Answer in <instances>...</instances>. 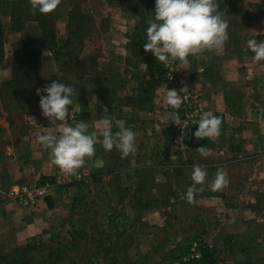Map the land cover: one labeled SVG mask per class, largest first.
I'll return each mask as SVG.
<instances>
[{"label":"crops","instance_id":"0c3cea01","mask_svg":"<svg viewBox=\"0 0 264 264\" xmlns=\"http://www.w3.org/2000/svg\"><path fill=\"white\" fill-rule=\"evenodd\" d=\"M82 1L62 0L61 6L77 4L92 22L93 11L83 10ZM105 2L107 11L93 18L97 23L108 18L100 46H95L88 29L80 33L81 41L73 45L79 61L76 69L66 64L65 57L57 59L54 48H45L33 83L11 98L3 86L13 81V53L40 37L41 31L34 20L25 21L18 30L10 29L9 16L2 20L0 252L10 254L46 231L68 236L69 225L75 223L71 225L76 231L77 223L83 221L76 214L87 215L82 200L89 198L88 209L105 215L100 232L106 253L111 251L116 257L111 261L107 255L103 264H175L180 255L176 247L197 241L215 248L221 264H264V63H254V54L244 50L249 39L264 40V13L256 14L250 8L264 0H217L229 23L226 45L199 58L189 56V64L173 62L179 70L180 87L200 97L201 114L208 111L221 117V133L215 140L178 133L169 115L175 110L164 99L169 87L146 91L151 72L135 59L127 63L129 38L137 25L153 20L151 10L139 9L137 0ZM240 5L242 13L237 12ZM62 18V26L57 20L53 25L57 47L69 38L67 14ZM95 52L102 63L95 60ZM52 81L80 92L72 97L69 124L87 122L92 125L89 131H96L102 140V120L122 119L137 134L135 154L122 159L116 149L108 152L97 143L95 155L78 177L62 173L52 163L50 152L37 142L41 134L60 131L59 124L51 125L42 116L36 95L37 88ZM201 146L211 153L207 158L197 151ZM194 162L205 166L208 181L190 204L181 197L193 183ZM217 168L228 173L230 183L214 192L209 184ZM53 177L79 185L51 189L34 209L22 208L8 196L14 185L35 186ZM90 244L96 254L98 244ZM97 254L104 256L105 252Z\"/></svg>","mask_w":264,"mask_h":264},{"label":"clouds","instance_id":"9594fccd","mask_svg":"<svg viewBox=\"0 0 264 264\" xmlns=\"http://www.w3.org/2000/svg\"><path fill=\"white\" fill-rule=\"evenodd\" d=\"M29 3L33 14L38 11L48 15L57 10L62 0H29ZM228 28L229 23L219 11L217 0H155L154 20L149 22L143 47L145 52H151L166 68L176 61L189 64V56L199 58L204 52L222 49L229 40ZM244 50H250L254 54V63L264 61V40L257 42L256 39H249ZM181 92L188 90L185 87ZM180 93L176 89L167 88L164 97L167 105L175 110L169 115L177 126L180 120L177 110L186 99ZM36 95L40 98L42 116L47 118L51 125L59 124L60 127L59 134H41L37 137V142L50 152L52 163L62 173L78 177L80 169L95 155L97 143H101L103 149L108 152L116 149L122 159L137 151V134L127 127L122 119L105 117L102 120V140H98L96 131H89L92 127L89 123L79 121L74 126L68 123L69 106L73 104L72 97L77 95L75 87L52 81L43 88H37ZM197 125L198 128L193 133L197 140H215L220 136L222 119L212 112L205 111ZM113 128L116 130L113 131ZM197 151L202 158L211 154L204 146L197 148ZM192 169L193 183L181 197L190 204L194 202L195 196L203 191V186L208 181V172L204 165L194 162ZM229 183L228 173L223 168H217L209 187L214 192L223 191L229 187Z\"/></svg>","mask_w":264,"mask_h":264},{"label":"trees","instance_id":"16d2710c","mask_svg":"<svg viewBox=\"0 0 264 264\" xmlns=\"http://www.w3.org/2000/svg\"><path fill=\"white\" fill-rule=\"evenodd\" d=\"M19 1V0H18ZM139 4V9H150L152 12V17L154 20L155 14V0H147L142 3V0H137ZM29 3V0H21L20 2L14 3L11 6V10L6 13V4L0 0V62L3 58V44L5 37V28L2 21V16H9L10 19V29L18 30L20 29L25 21L34 20L38 23V27L41 31V36L37 37L29 42L24 43L19 50L13 53L12 58V75L13 81L4 84V88L12 87H24L30 83H33L36 75L37 63L41 57V53L45 48H54L55 57L58 59L60 56L65 57L64 61H68L72 64L73 69L79 67V61L77 60L76 48L73 47L74 44L81 41V34L83 31L87 30V25L89 24L90 18L85 15L78 8L77 4L72 3L71 9L67 12L68 21V40L64 43L62 47H57L55 43L54 35V21L56 18L57 10L51 14L43 15L38 11L33 14L30 3L25 10L20 9V4ZM141 6V7H140ZM258 11H263L264 13V2L259 4H254ZM58 9V8H57ZM149 24L143 22L137 25L135 32L130 36L128 47L130 50L131 57L127 59V63L131 59H135L136 62H142L151 74L145 82L146 91H151L154 88L162 86L172 87L173 85L165 78V66L157 61L152 53L145 54L144 43H146V30ZM134 65V64H133ZM213 68V65L210 64ZM154 73L156 75H154ZM213 73V72H211ZM84 90H82L83 92ZM145 91V92H146ZM73 185H79L78 183H67L61 187H70ZM60 187V186H59ZM34 239L33 241H35ZM198 249L200 252V257L195 260H190L188 262H183L181 259L184 255L189 252L190 246H177L176 251L180 255L175 259L178 264H218L217 250L211 248L201 241H197ZM36 248V243H27L19 248H16L10 254L0 253V264H31L30 257L32 252Z\"/></svg>","mask_w":264,"mask_h":264},{"label":"rangeland","instance_id":"374dc122","mask_svg":"<svg viewBox=\"0 0 264 264\" xmlns=\"http://www.w3.org/2000/svg\"><path fill=\"white\" fill-rule=\"evenodd\" d=\"M2 1L5 2V4L7 5L6 6L7 11L5 14H8V12L11 10L12 4L20 2L21 0L19 1L18 0H2ZM105 1L107 0H84L82 1L83 10L88 11L92 9L91 11H93L92 12V22H89V24L87 25V29H88V32L92 33L91 37L96 47L100 46V42H101L100 35L108 25L107 23L108 18H105L100 23L95 22V19L93 20V18L99 15H103V13L107 11ZM146 1L147 0H142V3ZM61 4L58 6L57 14H52V15H56L55 20H57L56 22H60V26H62L60 19H63L62 17H64L67 14V11L69 10L70 6H72L71 4H65V3L64 5L61 6ZM237 4L239 5V3ZM241 4L243 6V3ZM28 6H29V3L20 4V9L23 11ZM242 6L240 8H237L238 13L244 12V9H242ZM250 8L251 10L255 11L256 14L263 13V11H258L255 7H250ZM3 19H5L4 16H2V20ZM257 42H260V41H257ZM94 55H95L94 56L95 60H98L99 57L101 56V55L99 56V54L96 52L94 53ZM99 62L101 63L103 62L102 58L100 59ZM258 63H264V61H261ZM89 67H93V65ZM22 91H23L22 87L4 88V93L9 98L13 97L15 94H21ZM77 94H80V92L77 91ZM63 182L64 183L60 186L70 183L71 181H63ZM58 187H55V188H58ZM82 201L85 204L84 207H85V212L87 215H84L83 212L80 214H76L78 219L83 220V221L76 220V222L80 221V223H77L78 229L76 231H73L74 226L71 225L75 223H73L72 220L69 219L68 221L72 223L69 225L70 229L68 230L69 232L68 236L61 237V235L55 232L46 231L44 232L43 236L36 239L35 241L30 242V243H36V248L32 252V255L30 257L31 264H103V262L101 261H103V259H106L107 255L111 261L112 259L116 258V257H113L114 253H112L111 251L107 254L106 253L107 249L104 247V243H106L104 240L105 237L101 235V232H100L101 230H103L102 227L104 226L103 223L105 222L104 213L101 210H99V212L96 211L97 213H95V212H92L91 209H88V205L91 204L89 198L83 199ZM92 232H96V234L93 235ZM61 240H64L63 244H61ZM117 240L118 239L116 238V241H115L116 246L118 244ZM90 242L91 243L94 242L98 244L97 245L98 248L96 249L97 250L96 254H94L93 249L90 248L91 247ZM101 251H104L106 256L97 254ZM217 259L219 260L220 264L223 263L222 260H220L219 258ZM125 262L121 264H129ZM108 264H114V263H108Z\"/></svg>","mask_w":264,"mask_h":264},{"label":"built area","instance_id":"2783aa9c","mask_svg":"<svg viewBox=\"0 0 264 264\" xmlns=\"http://www.w3.org/2000/svg\"><path fill=\"white\" fill-rule=\"evenodd\" d=\"M165 78L173 85L172 89H178L179 93L182 89L179 84V70L172 63L169 67H165ZM184 99L183 105L179 111L180 120L178 128V133L182 135H193V133L198 128V121L201 116V103L200 97L188 90V92H181ZM264 160V152H263ZM63 179L61 177H53L45 180L42 184L35 186L27 185H14L8 191V196L16 202L20 207L27 209H34L40 200L47 197L48 192L55 187L62 185ZM200 257V252L197 243L191 244L189 252L182 257L183 262H188L190 260H195ZM178 264V263H176ZM220 264V263H218Z\"/></svg>","mask_w":264,"mask_h":264}]
</instances>
